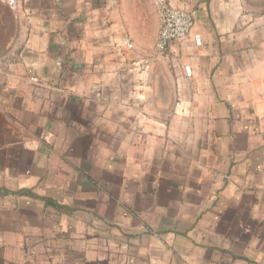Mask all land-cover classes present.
I'll return each mask as SVG.
<instances>
[{"label": "crops", "instance_id": "0c3cea01", "mask_svg": "<svg viewBox=\"0 0 264 264\" xmlns=\"http://www.w3.org/2000/svg\"><path fill=\"white\" fill-rule=\"evenodd\" d=\"M169 1L0 0V264H264V5Z\"/></svg>", "mask_w": 264, "mask_h": 264}, {"label": "built area", "instance_id": "2783aa9c", "mask_svg": "<svg viewBox=\"0 0 264 264\" xmlns=\"http://www.w3.org/2000/svg\"><path fill=\"white\" fill-rule=\"evenodd\" d=\"M15 11L19 7V0H1ZM156 5L161 18L157 49L163 51L173 41L186 38L191 35L194 27L192 15L179 7L173 6L169 0H156ZM128 46L132 43L128 41Z\"/></svg>", "mask_w": 264, "mask_h": 264}, {"label": "rangeland", "instance_id": "374dc122", "mask_svg": "<svg viewBox=\"0 0 264 264\" xmlns=\"http://www.w3.org/2000/svg\"><path fill=\"white\" fill-rule=\"evenodd\" d=\"M261 2H262V3H263V5H264V0H262Z\"/></svg>", "mask_w": 264, "mask_h": 264}]
</instances>
